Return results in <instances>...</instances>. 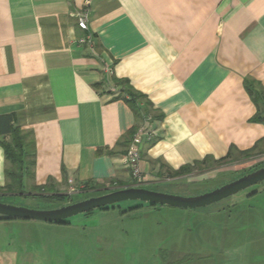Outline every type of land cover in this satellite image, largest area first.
Masks as SVG:
<instances>
[{"label": "crops", "instance_id": "1", "mask_svg": "<svg viewBox=\"0 0 264 264\" xmlns=\"http://www.w3.org/2000/svg\"><path fill=\"white\" fill-rule=\"evenodd\" d=\"M86 1L0 0V116L34 142L32 184L59 193L73 180L95 194L132 184L137 117L109 93L124 88L155 119L141 148L149 184H178L182 169L230 152L264 155V0H91L95 54L79 43ZM5 168L0 146V187Z\"/></svg>", "mask_w": 264, "mask_h": 264}, {"label": "rangeland", "instance_id": "2", "mask_svg": "<svg viewBox=\"0 0 264 264\" xmlns=\"http://www.w3.org/2000/svg\"><path fill=\"white\" fill-rule=\"evenodd\" d=\"M263 165L264 155L234 154L193 166L178 184L145 188L194 197ZM82 192L88 194L64 201L33 196L0 201L52 210L95 195ZM0 264H264V182L195 210L125 202L63 223L0 218Z\"/></svg>", "mask_w": 264, "mask_h": 264}, {"label": "trees", "instance_id": "3", "mask_svg": "<svg viewBox=\"0 0 264 264\" xmlns=\"http://www.w3.org/2000/svg\"><path fill=\"white\" fill-rule=\"evenodd\" d=\"M244 85L253 102L256 104V106L259 107L260 103H263L262 93L255 88L254 86L255 83L253 81L245 80ZM109 93L113 95V98L124 99L131 105L137 117V121H138L137 125L147 116H152L153 120H155L152 112L150 111V104L141 94H138L126 88H124L121 91L117 90L115 92L111 91ZM252 121L254 122L262 121L259 112L253 118ZM0 136H3V140L0 141V146L4 150L5 160H6V168H5L6 184L4 187H0V199L12 198V197H29V196L43 197L45 199L55 198L56 200H60V201L73 199V197H70L67 194H59L54 190V187L51 185L37 186L35 184H31V186H29L28 183L34 180V168H35V159H36L35 145L34 142L30 139V135L27 132H24L20 127L16 125L15 116L13 114L0 116ZM251 153L252 152L249 151V152H243L237 154L238 156H247L250 155ZM234 154L235 153L230 152L226 158H224L223 160L217 163L228 160ZM206 162L208 161H204L202 163L198 162L195 165L204 164ZM190 168L192 167L184 168L176 175L187 174L190 171ZM169 177L171 178L174 176L169 174ZM131 185L132 184H129L126 187L120 186L117 188L119 189L130 188ZM28 187H30L32 192L28 193L27 191ZM0 218L12 219L1 216Z\"/></svg>", "mask_w": 264, "mask_h": 264}, {"label": "water", "instance_id": "4", "mask_svg": "<svg viewBox=\"0 0 264 264\" xmlns=\"http://www.w3.org/2000/svg\"><path fill=\"white\" fill-rule=\"evenodd\" d=\"M262 182H264V167L194 197L176 196L146 188L130 187L114 190L104 195L91 197L52 210L29 209L0 201V216L46 223H63L77 215L90 213L97 209L116 207L125 202H143L154 206L195 210L217 204Z\"/></svg>", "mask_w": 264, "mask_h": 264}, {"label": "built area", "instance_id": "5", "mask_svg": "<svg viewBox=\"0 0 264 264\" xmlns=\"http://www.w3.org/2000/svg\"><path fill=\"white\" fill-rule=\"evenodd\" d=\"M90 8L91 0H87L84 11L77 16L79 28L87 33V35L82 38L79 43L82 46L88 45L91 51L95 54V45L93 43V38L92 35L88 33ZM105 73L108 77L111 76L112 71L110 69V66L106 67ZM153 122L154 120L152 116H147L140 123H138L136 130L131 137L127 153L125 154L124 164L128 167L131 174V187L145 188L150 183L147 175L142 171L141 168V148L145 143L153 141L156 137V132L152 127ZM84 190L86 189L77 187L73 180H69L68 195L70 197H73L74 195H77L78 193H81Z\"/></svg>", "mask_w": 264, "mask_h": 264}, {"label": "flooded vegetation", "instance_id": "6", "mask_svg": "<svg viewBox=\"0 0 264 264\" xmlns=\"http://www.w3.org/2000/svg\"><path fill=\"white\" fill-rule=\"evenodd\" d=\"M100 195H104V194H95V195H93L92 197H95V196H100ZM112 208V207H111Z\"/></svg>", "mask_w": 264, "mask_h": 264}]
</instances>
